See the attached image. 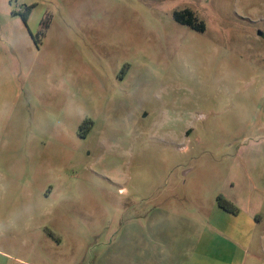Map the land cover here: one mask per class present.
Wrapping results in <instances>:
<instances>
[{"label":"rangeland","instance_id":"374dc122","mask_svg":"<svg viewBox=\"0 0 264 264\" xmlns=\"http://www.w3.org/2000/svg\"><path fill=\"white\" fill-rule=\"evenodd\" d=\"M261 136L264 0H0V264H146L128 237L154 255L171 225L221 235Z\"/></svg>","mask_w":264,"mask_h":264},{"label":"crops","instance_id":"0c3cea01","mask_svg":"<svg viewBox=\"0 0 264 264\" xmlns=\"http://www.w3.org/2000/svg\"><path fill=\"white\" fill-rule=\"evenodd\" d=\"M254 144L260 145L257 148L258 153H252L254 147L249 148L248 155L245 156V160L243 159V167H237V171H230L222 185L221 195L234 203L239 213L234 215L220 209L217 213L219 219L216 225L221 235L214 237V235L198 234V230L194 233L191 225L186 222L184 226L171 225L165 231L155 230L156 235L153 234V237L157 242L158 253L154 255L144 254L146 251H151V248L149 249L141 234L128 237L135 242L132 251L141 254L140 259L144 260L143 263L219 264L216 257L219 255L220 244L225 241L231 254L233 255L235 250L237 257L235 263L229 261L228 264H247L251 255L246 248L251 241H254L253 236L258 225L264 222V136L258 137ZM240 225L246 228L241 231ZM244 235L246 240L243 238ZM261 238L264 241V231ZM214 241L219 243L217 250L212 246ZM238 245H246L245 251L242 249V257H239L237 252ZM256 254L260 255V253Z\"/></svg>","mask_w":264,"mask_h":264},{"label":"flooded vegetation","instance_id":"af4514ba","mask_svg":"<svg viewBox=\"0 0 264 264\" xmlns=\"http://www.w3.org/2000/svg\"><path fill=\"white\" fill-rule=\"evenodd\" d=\"M194 12H192L191 10L185 9L183 11L180 12H174V18L175 20H177V22L184 27H189L192 28L194 30H197L199 32H205L207 29L206 24L202 21H200L199 23L196 22V20H194ZM91 125H89L90 127ZM82 128V127H81ZM81 137H87V134H83L81 135Z\"/></svg>","mask_w":264,"mask_h":264},{"label":"trees","instance_id":"16d2710c","mask_svg":"<svg viewBox=\"0 0 264 264\" xmlns=\"http://www.w3.org/2000/svg\"><path fill=\"white\" fill-rule=\"evenodd\" d=\"M31 13H32V7L27 6L24 8V11L22 13V20L26 25L28 24ZM218 204L222 209H224L225 211L231 214L236 215L239 213L238 207L234 203L226 199L223 195H220L218 197Z\"/></svg>","mask_w":264,"mask_h":264}]
</instances>
